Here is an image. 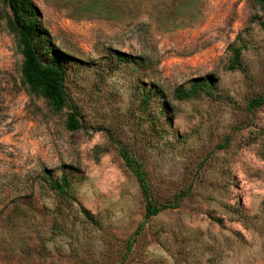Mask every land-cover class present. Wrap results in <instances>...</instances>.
Here are the masks:
<instances>
[{"label": "rangeland", "instance_id": "obj_1", "mask_svg": "<svg viewBox=\"0 0 264 264\" xmlns=\"http://www.w3.org/2000/svg\"><path fill=\"white\" fill-rule=\"evenodd\" d=\"M32 1L83 128L67 130L65 114L21 84L0 0V264H264V105L247 110L264 92L256 0ZM208 79L211 94L177 98ZM119 146L153 200L188 193L146 220L130 250L145 202ZM48 175L66 179L67 195Z\"/></svg>", "mask_w": 264, "mask_h": 264}, {"label": "trees", "instance_id": "obj_2", "mask_svg": "<svg viewBox=\"0 0 264 264\" xmlns=\"http://www.w3.org/2000/svg\"><path fill=\"white\" fill-rule=\"evenodd\" d=\"M258 6L264 11V0H256ZM4 5V21L9 32L17 39V45L22 55L20 70L21 84L26 87L32 96H39L56 114L64 113L65 127L69 131H79L83 128L80 119V112L75 104H71V97L66 88L68 70L65 65L64 55L60 51L51 48V38L40 24V13L32 0H2ZM46 48L49 53L47 59H42L41 48ZM110 58L118 63L134 65L137 67L146 66L145 57L134 56L125 52L109 49ZM229 69L235 70L241 67L240 48L232 49ZM214 86L213 80H197L189 91H177V98L188 99L198 96L201 92L211 94ZM264 105V92L258 97L252 98L247 110L259 108ZM119 155L126 169L134 176L144 198V221L139 225L134 236L128 241V250L131 249L135 235L142 232L146 220L159 215L166 210H173L179 207L183 199L188 195L182 191L175 196L172 203L156 202L151 197V188L142 165L129 153L124 146H119ZM48 189L67 195L68 182L65 178L53 179L51 176L44 177ZM47 178V179H46ZM85 214H87L85 212Z\"/></svg>", "mask_w": 264, "mask_h": 264}]
</instances>
